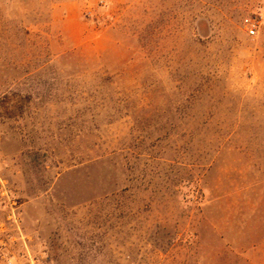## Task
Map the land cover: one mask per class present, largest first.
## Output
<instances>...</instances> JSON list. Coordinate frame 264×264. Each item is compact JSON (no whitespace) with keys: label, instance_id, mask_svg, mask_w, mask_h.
I'll list each match as a JSON object with an SVG mask.
<instances>
[{"label":"rangeland","instance_id":"1","mask_svg":"<svg viewBox=\"0 0 264 264\" xmlns=\"http://www.w3.org/2000/svg\"><path fill=\"white\" fill-rule=\"evenodd\" d=\"M0 264H264V0H0Z\"/></svg>","mask_w":264,"mask_h":264},{"label":"built area","instance_id":"2","mask_svg":"<svg viewBox=\"0 0 264 264\" xmlns=\"http://www.w3.org/2000/svg\"><path fill=\"white\" fill-rule=\"evenodd\" d=\"M248 32H249L250 35H254L255 34V32H256L255 24H251L250 25Z\"/></svg>","mask_w":264,"mask_h":264}]
</instances>
